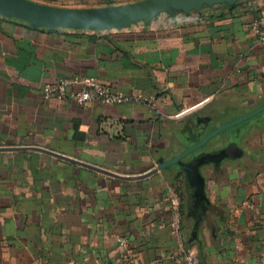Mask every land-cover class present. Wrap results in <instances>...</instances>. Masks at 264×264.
<instances>
[{
  "label": "crops",
  "instance_id": "crops-1",
  "mask_svg": "<svg viewBox=\"0 0 264 264\" xmlns=\"http://www.w3.org/2000/svg\"><path fill=\"white\" fill-rule=\"evenodd\" d=\"M263 11L264 0H242L110 30L0 15V147H43L125 175L155 169L264 105V46L251 30ZM76 76L146 100L43 97L45 85ZM218 136L184 159H202L199 186L178 165L126 181L44 153L0 152V264H110L118 235L139 264H176L181 248L203 264H260L264 111Z\"/></svg>",
  "mask_w": 264,
  "mask_h": 264
},
{
  "label": "water",
  "instance_id": "water-1",
  "mask_svg": "<svg viewBox=\"0 0 264 264\" xmlns=\"http://www.w3.org/2000/svg\"><path fill=\"white\" fill-rule=\"evenodd\" d=\"M240 1L242 0H141L124 5L75 9L41 4L32 0H0V15L24 21L30 26L36 28L110 30L121 29L137 22L154 19L163 13L174 16L179 12L190 13L192 11L201 10L204 7L220 4H227L228 6L233 7ZM263 111L264 105L231 123L219 127L209 133L202 141L197 142L194 146L183 153L167 162H161L155 169L139 175L120 174L43 147H0V152L33 151L44 153L54 158L126 181L146 179L171 165H178L187 173V176L191 180L197 182V185L199 186V183H203L200 171V166L203 163L202 159H194L190 163L185 162L184 159L188 155H192L200 150L213 137L222 131L236 126Z\"/></svg>",
  "mask_w": 264,
  "mask_h": 264
},
{
  "label": "built area",
  "instance_id": "built-area-1",
  "mask_svg": "<svg viewBox=\"0 0 264 264\" xmlns=\"http://www.w3.org/2000/svg\"><path fill=\"white\" fill-rule=\"evenodd\" d=\"M251 30L264 46V11L253 20ZM76 85H79L80 89L69 91L70 87ZM42 94L46 99H72L78 103L93 101L110 107L128 102H141L142 100H146L131 97L125 93L115 92L96 78L80 76L47 84L43 87ZM168 199L171 201V211L173 214L172 225L175 231L177 230L178 232L182 218L181 202L177 196L173 195ZM115 245L117 252L114 262L110 264H139L137 252L125 236H116ZM175 262L176 264H203L194 257L192 251L188 248H181L178 251ZM260 264H264V260Z\"/></svg>",
  "mask_w": 264,
  "mask_h": 264
},
{
  "label": "rangeland",
  "instance_id": "rangeland-1",
  "mask_svg": "<svg viewBox=\"0 0 264 264\" xmlns=\"http://www.w3.org/2000/svg\"><path fill=\"white\" fill-rule=\"evenodd\" d=\"M138 1H141V0H113L111 3H105L104 0H65L62 3L58 2V1H55V2H58V3L51 4L53 2L52 0H43V2L45 4L58 6V7L75 8V9L105 7V6H109V5H111V6L124 5V4L135 3V2H138ZM262 113L250 118L249 120H246L243 123H240V124H238L236 126H233V127L229 128L227 130L222 131L221 133L218 134V135H221V136H218L219 138H217L216 141H219L221 139V137L226 138V137H228L230 135H233L237 131V129L242 128L245 124L247 125L251 121H255V119L259 120L261 118ZM239 118H237V119H239ZM237 119H234L233 121H235ZM233 121H230L228 123H231ZM228 123H225V124H228Z\"/></svg>",
  "mask_w": 264,
  "mask_h": 264
},
{
  "label": "trees",
  "instance_id": "trees-1",
  "mask_svg": "<svg viewBox=\"0 0 264 264\" xmlns=\"http://www.w3.org/2000/svg\"><path fill=\"white\" fill-rule=\"evenodd\" d=\"M111 2H112V0H110ZM109 6H111V5H109Z\"/></svg>",
  "mask_w": 264,
  "mask_h": 264
}]
</instances>
